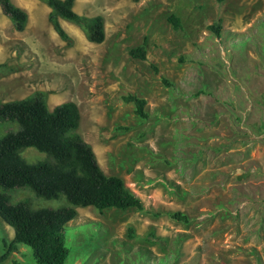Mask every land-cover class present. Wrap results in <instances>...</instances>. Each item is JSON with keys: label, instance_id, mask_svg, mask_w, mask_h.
<instances>
[{"label": "rangeland", "instance_id": "374dc122", "mask_svg": "<svg viewBox=\"0 0 264 264\" xmlns=\"http://www.w3.org/2000/svg\"><path fill=\"white\" fill-rule=\"evenodd\" d=\"M12 1L29 19L18 32L0 8V104L37 93L50 111L76 104L102 171L144 206L76 207L67 264H264V0H76L78 14L103 17L101 44L64 20L63 40L43 0ZM143 44L146 60L132 58ZM128 95L147 101L146 119ZM22 157L46 159L32 148ZM9 194L34 208L68 204ZM13 236L0 219V256ZM3 264L35 262L19 245Z\"/></svg>", "mask_w": 264, "mask_h": 264}, {"label": "trees", "instance_id": "16d2710c", "mask_svg": "<svg viewBox=\"0 0 264 264\" xmlns=\"http://www.w3.org/2000/svg\"><path fill=\"white\" fill-rule=\"evenodd\" d=\"M51 9L49 21L63 40L69 37L60 19L82 28L92 43L105 41L102 16L87 17L74 10L76 0H43ZM219 5L225 0H216ZM0 8L18 32H23L29 16L12 0H0ZM175 32H183L181 19L168 18ZM209 31L220 38V25ZM134 59L145 61L146 44L132 49ZM154 71L157 72V69ZM166 85L168 82L163 79ZM135 106L136 116L146 119L147 101L136 95L123 97ZM81 116L76 104L65 102L49 110L40 93L23 100L0 104V125L13 124L15 129L0 135V219L14 231V240L8 251L0 256V264L11 252L23 245L30 249L35 264H67L71 250L68 246V224L76 216V207H93L99 212L107 209L144 211L142 201L117 175H106L93 148L78 133ZM45 154L44 161L31 163L22 157L28 149ZM12 190H29L37 198L58 200L64 198L67 206L34 208L29 199L12 203ZM179 221L187 219L180 213L173 215ZM154 242L161 243L160 239Z\"/></svg>", "mask_w": 264, "mask_h": 264}, {"label": "crops", "instance_id": "0c3cea01", "mask_svg": "<svg viewBox=\"0 0 264 264\" xmlns=\"http://www.w3.org/2000/svg\"><path fill=\"white\" fill-rule=\"evenodd\" d=\"M61 21H63V19H60V23H61ZM65 21V20H64Z\"/></svg>", "mask_w": 264, "mask_h": 264}, {"label": "clouds", "instance_id": "9594fccd", "mask_svg": "<svg viewBox=\"0 0 264 264\" xmlns=\"http://www.w3.org/2000/svg\"><path fill=\"white\" fill-rule=\"evenodd\" d=\"M13 230V229H12Z\"/></svg>", "mask_w": 264, "mask_h": 264}]
</instances>
